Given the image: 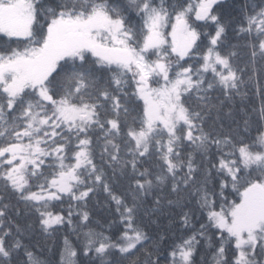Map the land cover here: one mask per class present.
<instances>
[{
    "label": "snow or ice",
    "instance_id": "obj_1",
    "mask_svg": "<svg viewBox=\"0 0 264 264\" xmlns=\"http://www.w3.org/2000/svg\"><path fill=\"white\" fill-rule=\"evenodd\" d=\"M0 264H264V0H0Z\"/></svg>",
    "mask_w": 264,
    "mask_h": 264
}]
</instances>
